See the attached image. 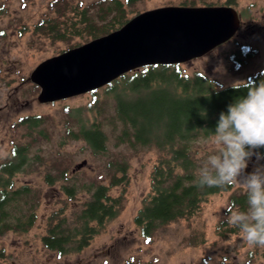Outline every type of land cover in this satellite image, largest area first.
Wrapping results in <instances>:
<instances>
[{"label": "trees", "instance_id": "1", "mask_svg": "<svg viewBox=\"0 0 264 264\" xmlns=\"http://www.w3.org/2000/svg\"><path fill=\"white\" fill-rule=\"evenodd\" d=\"M140 1L143 0H91L88 3L50 0L47 11L34 23L33 33L52 43L61 41L68 49L121 27L138 12L136 4ZM216 4H219L218 0H178V5ZM222 4L235 5L236 0H225ZM238 52L249 58L256 50L242 45ZM232 56L237 63L247 59ZM180 64L140 67L122 74L106 86L114 109L109 122L120 128L117 142L131 147L150 146L160 152L150 173V192L133 219L148 243L157 227L197 214L211 194L230 191L223 215L215 225V231L220 235L241 232L239 227L228 222V208L234 204L233 211L247 212L249 207L245 188L198 186L199 171L207 160L206 155L198 153V143L215 134L219 115L227 112L228 105L246 97L249 87L264 80V68L251 74L243 83L219 86L216 80L201 71L183 72ZM104 104H93L101 115ZM92 108L87 111L91 113ZM85 110L67 108L68 119L61 132L64 140L59 145L82 140L92 153H101L107 140L103 123L95 115L91 118L83 116ZM10 127L11 146L0 158V236L9 231L26 232L37 220L41 191L29 184L15 185L14 177L18 173L34 171L44 165V181L48 185L58 184L68 200L77 198L80 191L71 180L66 159H53L50 164L44 162L42 144L53 136L49 116H18ZM257 151L264 156V148ZM109 166L113 168L109 183L91 182L79 209L68 216L64 213L66 203L48 215L46 233L41 241L57 256L81 251L104 224L121 211L122 193L112 195L109 190L125 180L126 164L110 161ZM3 255L1 248L0 256Z\"/></svg>", "mask_w": 264, "mask_h": 264}, {"label": "rangeland", "instance_id": "2", "mask_svg": "<svg viewBox=\"0 0 264 264\" xmlns=\"http://www.w3.org/2000/svg\"><path fill=\"white\" fill-rule=\"evenodd\" d=\"M49 1L0 0V158L10 149V123L13 120L26 114H46L51 119L53 136L42 144L44 162L50 164L53 159H66L71 180L80 191L77 198L68 200L58 184L48 185L44 181V165L34 171L18 173L14 177L15 185L29 184L39 188L40 205L37 220L28 231H9L0 236V249L4 251L0 264H264V247H250L241 232L220 235L215 231L230 191L209 195L197 214L157 227L152 241H145L133 219L150 192V173L160 152L150 146L131 147L117 142L120 128L109 122L114 109L107 85L96 89L95 93L90 91L42 103L37 100L39 87L36 85L35 88V84L27 80L39 62L66 50L65 43H52L33 33V25L47 11ZM224 1L218 0L216 5H224ZM166 5H178V0H143L137 2L136 8L139 13ZM231 6L237 9L242 21L237 33L208 53L181 63L183 72L201 71L216 80L219 86H228L243 83L251 74L264 68V0H236ZM258 25L260 28H256ZM242 45L255 49V55L247 58L239 54ZM232 55L236 59H247L237 63ZM101 102H105L100 109L102 115L93 105ZM89 107H93L91 113L87 111ZM67 108L73 111L84 108L83 116L91 118L95 115L102 121L107 137L104 151L92 153L82 140L59 145L64 140L61 132L68 119ZM198 144L200 155H219L214 135ZM83 160L86 163L72 171ZM110 161L126 164L125 180L109 190L112 195L122 193L121 211L109 219L81 251L57 256L41 241L46 233L48 215L67 203L64 213L70 216L82 206L87 196L85 190L91 182L108 184L113 174ZM260 166H264V158L257 160L253 156L244 175ZM234 187L235 190L244 188L242 184Z\"/></svg>", "mask_w": 264, "mask_h": 264}, {"label": "water", "instance_id": "3", "mask_svg": "<svg viewBox=\"0 0 264 264\" xmlns=\"http://www.w3.org/2000/svg\"><path fill=\"white\" fill-rule=\"evenodd\" d=\"M240 25L237 9L226 4L147 9L118 29L42 60L27 80L39 87V102L65 99L140 67L200 57L231 39ZM85 163H77L72 171Z\"/></svg>", "mask_w": 264, "mask_h": 264}, {"label": "clouds", "instance_id": "4", "mask_svg": "<svg viewBox=\"0 0 264 264\" xmlns=\"http://www.w3.org/2000/svg\"><path fill=\"white\" fill-rule=\"evenodd\" d=\"M219 155H209L199 171V187L242 184L247 193V212L228 208V222L239 227L250 247H264V166L244 175L253 156L264 158V80L249 87L247 96L221 112L214 134Z\"/></svg>", "mask_w": 264, "mask_h": 264}, {"label": "flooded vegetation", "instance_id": "5", "mask_svg": "<svg viewBox=\"0 0 264 264\" xmlns=\"http://www.w3.org/2000/svg\"><path fill=\"white\" fill-rule=\"evenodd\" d=\"M241 24H242V21H241ZM253 26H254V23L250 25V27H253ZM256 28H260V25L256 26Z\"/></svg>", "mask_w": 264, "mask_h": 264}]
</instances>
